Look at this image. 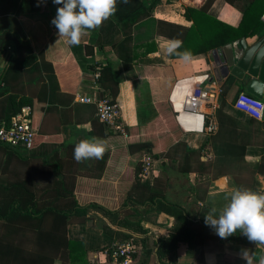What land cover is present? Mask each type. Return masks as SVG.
<instances>
[{"label": "crops", "instance_id": "crops-1", "mask_svg": "<svg viewBox=\"0 0 264 264\" xmlns=\"http://www.w3.org/2000/svg\"><path fill=\"white\" fill-rule=\"evenodd\" d=\"M151 1L130 0L128 4H123L118 0V11L113 17L84 36L79 45L70 46L67 38L58 37L57 29L51 24L57 8L62 5L54 4L53 0H0V121H5L11 111L18 108V102L14 106L9 103L10 97L36 103L38 109L44 110L42 120L35 128L36 144L32 150L25 149L20 153L41 163L46 175L39 190L48 187L51 178H58L64 179L66 187L77 195L90 192L97 198L108 199L107 193L113 192L115 179L128 175L131 154H125L122 138L119 137L121 134L108 132L97 121L96 105L83 103L80 97L98 95L93 73L96 67L107 61V55L98 43L107 47L115 45L108 57L118 66L126 67L125 74L119 78L123 83L118 100L123 107L127 135L132 132V140L154 146L152 150L141 152L142 157L148 153L156 160V171L142 177V184L153 186L158 177H167L171 172L173 199L180 202L191 217L201 220L212 208H216L219 215L230 202L232 192L238 188L264 194V175L259 173L264 161V117L256 120L236 107L240 94L255 97L248 91L252 77L248 72L222 75L213 55L217 49L195 55L190 63H185L166 53L169 38L151 37L152 32L138 29L149 18L190 27L194 21L186 17L187 10H200L208 0H155L153 8L148 11L142 4ZM211 3L208 15L228 26H240L246 1H239L235 6L226 0H213ZM41 4L47 13L38 12ZM148 15L149 18L142 20ZM261 21L264 23V16ZM241 40L244 41L242 45ZM228 45L233 47L235 55L241 57L256 46L262 51L264 29L254 37L242 38ZM252 65L251 57L246 68L250 69ZM230 77L233 83L224 86ZM184 81L193 82L192 90L186 96L200 84L205 88L216 87L220 97L224 89L227 91L223 95L225 105L221 114L217 115L218 131L214 134L205 132L203 115L184 111L186 96L177 104L175 89ZM258 99L264 102V89L263 97ZM165 100L169 101L179 126L174 122L175 127L171 128L169 120L162 117L158 103ZM28 107L32 114L30 105L23 108ZM14 113L11 116L14 117ZM93 137L107 145L103 158L76 162L73 158L75 145ZM179 140L191 150L203 149L204 157L219 164L225 174L211 180V175L193 173L189 176V183H185L176 170L177 166L170 164L164 152L169 142ZM11 156L12 153H8L6 157ZM189 186L195 187L196 191L189 192ZM205 190L206 200L197 201L196 194ZM188 196L191 198L187 199ZM205 208L208 210L205 211ZM89 217H93L94 221L74 223L68 227V240L81 244L77 252L87 264H114L104 249L114 246L116 240L106 235L100 225H108L114 231H123L136 238L140 249L134 264H153L146 255L150 248L144 247L142 239L154 245L175 225L173 217L152 212L142 220L147 234L140 235L120 230L115 226L119 222L104 216L96 208L90 207ZM234 237L236 244L227 243L219 249L205 248L203 252L181 244L176 252L177 264H246L239 256L241 249L253 251L255 264H258L259 257L264 255V246L256 247L239 231ZM227 255L235 260L230 261ZM55 264L62 262L56 260Z\"/></svg>", "mask_w": 264, "mask_h": 264}, {"label": "trees", "instance_id": "trees-1", "mask_svg": "<svg viewBox=\"0 0 264 264\" xmlns=\"http://www.w3.org/2000/svg\"><path fill=\"white\" fill-rule=\"evenodd\" d=\"M212 1L208 0L200 10L194 8L187 10L186 17L194 21L190 27L150 19L148 15L142 20L149 19L140 24L138 29L152 32L151 37L163 36L169 39H180L183 41V47L179 51L189 50L193 56L208 53L242 38L254 37L264 29V23L261 21L264 16V0H226L233 6L239 1H246L243 20L239 27L228 26L208 15ZM154 3L155 0H152L142 6L150 11ZM38 12L47 13L42 4ZM48 15L51 16L50 13ZM98 45L107 55L106 63L101 66V91L109 92L111 100L118 104L124 113L118 98L123 83L119 78L125 74L126 67L124 69L125 65L118 66L117 62L108 57V54L115 49V45L107 47L101 42ZM137 46L138 44L136 48ZM232 83L233 78L230 77L224 86ZM226 92L224 89L223 95ZM223 95L219 100L217 115L221 114L225 105ZM15 102H18L16 111H11L7 119L0 123L9 124L14 112L17 115L24 106L30 105L32 125L38 128L44 110L38 109L36 103L27 99L10 97L9 103L14 106ZM158 107L162 117L169 120L171 128H174L175 124L179 126L175 121V114L169 101L159 102ZM119 137L122 138L125 154H131V161L127 171L128 175L115 179L116 184H112L113 192L108 191L107 193L108 199L97 198L90 192L77 195L75 191H70L66 187L64 179L58 178H51L48 181V187L39 190V185H43V177L46 175L41 163L36 162L37 160L33 157H23L20 152L25 148L0 141V188L3 189L0 193V264H55L56 260H60L62 264H77L81 261L80 264H87L77 252L81 244L71 243L68 240V227L74 223L84 224L90 220L94 221L93 217H89L90 207L98 209L114 222H119L115 226L120 230H128L140 235L147 234L142 227V220L146 219L148 214L157 212L173 217L175 225L168 235L159 238L158 242L154 243L155 250L149 249L146 252L147 257L153 263L156 261L157 264H177L176 252L181 244L196 247L202 252L205 248L219 249L227 243L236 244L234 235L221 239L212 228L205 225L203 218L194 219L180 202L173 199L171 172L167 177H158L153 186L142 184L141 152L144 149L152 150L154 146L141 140H132V132L127 136L120 135ZM35 144L36 137L33 148ZM164 152L170 164L177 166L176 170L183 176L185 183H189V176L193 173L211 175V180H216L225 174V170L220 168L219 164H214L213 160L204 157L203 149L191 150L181 140L171 144L169 142ZM8 153H12V156L6 157ZM259 173L264 175V161L260 165ZM108 189L110 190V187ZM81 191L80 185L79 192ZM188 191L194 193L196 189L190 187ZM206 194L207 190L198 192L197 201H205ZM190 198L188 196L187 199ZM90 203L92 204L88 206ZM138 218H142L140 222L137 221ZM99 227L116 242H124L133 238L132 234L114 231L108 225ZM142 243L144 247L150 248L147 239H142ZM104 250L110 251L109 248ZM202 257L203 253L200 259ZM226 258L230 261L235 260L230 255Z\"/></svg>", "mask_w": 264, "mask_h": 264}, {"label": "clouds", "instance_id": "clouds-1", "mask_svg": "<svg viewBox=\"0 0 264 264\" xmlns=\"http://www.w3.org/2000/svg\"><path fill=\"white\" fill-rule=\"evenodd\" d=\"M119 2L128 4L130 0ZM53 3L62 6L57 8L51 24L57 29L58 37L67 38L70 46L79 45L84 36L102 27L118 11V0H53ZM182 47V40L169 39L166 53L190 63L194 59L193 54L189 50L179 51ZM106 151V143L93 137L75 145L73 158L78 163L99 160ZM204 223L221 239H227L239 231L256 247L264 246V194L238 188L232 192L230 202L219 215L216 208L205 214ZM239 256L246 264H255L253 251L241 249ZM258 264H264V255L259 257Z\"/></svg>", "mask_w": 264, "mask_h": 264}, {"label": "built area", "instance_id": "built-area-1", "mask_svg": "<svg viewBox=\"0 0 264 264\" xmlns=\"http://www.w3.org/2000/svg\"><path fill=\"white\" fill-rule=\"evenodd\" d=\"M96 97L82 96L80 101L96 105V119L110 133L127 136L124 115L121 107L111 100L109 92H103L100 88L101 65L96 67L93 73ZM103 92V93H102ZM220 91L216 87L205 88L203 84L197 85L192 93L186 96L183 109L190 114H201L205 118V132L214 134L218 131L217 110L219 108ZM236 107L256 120L264 117V102L248 94H240ZM37 130L32 125L31 109L23 108L14 116L9 124L0 123V141L12 146L33 149ZM155 158L145 153L141 159L143 167L142 177H147L155 170ZM139 243L135 237L124 242H116L106 251L114 264H133Z\"/></svg>", "mask_w": 264, "mask_h": 264}, {"label": "water", "instance_id": "water-1", "mask_svg": "<svg viewBox=\"0 0 264 264\" xmlns=\"http://www.w3.org/2000/svg\"><path fill=\"white\" fill-rule=\"evenodd\" d=\"M243 40L240 41L242 45ZM245 47H243V50ZM258 50V46L247 51L243 57L235 55L233 47L228 45L224 48H219L213 51L215 57V64L219 68L218 70L224 76L230 72L234 75H241L242 73L248 72L252 77L248 91L250 94L257 98L263 97L264 89V49ZM251 57L253 58V65L250 69H247V63H249ZM262 194V193H258Z\"/></svg>", "mask_w": 264, "mask_h": 264}, {"label": "bare ground", "instance_id": "bare-ground-1", "mask_svg": "<svg viewBox=\"0 0 264 264\" xmlns=\"http://www.w3.org/2000/svg\"><path fill=\"white\" fill-rule=\"evenodd\" d=\"M193 82L192 81H184L177 85L175 89V95L174 98L178 103H181L190 90H192Z\"/></svg>", "mask_w": 264, "mask_h": 264}, {"label": "rangeland", "instance_id": "rangeland-1", "mask_svg": "<svg viewBox=\"0 0 264 264\" xmlns=\"http://www.w3.org/2000/svg\"><path fill=\"white\" fill-rule=\"evenodd\" d=\"M150 249L155 250V246H154V245H150ZM138 252H139V251H138ZM138 252H137V254H136V257L138 256ZM136 257H135V259H136ZM135 259H134L133 264L135 263ZM153 264H154V263H153Z\"/></svg>", "mask_w": 264, "mask_h": 264}]
</instances>
